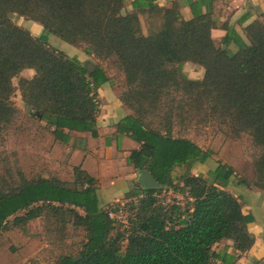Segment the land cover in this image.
Wrapping results in <instances>:
<instances>
[{"label": "trees", "instance_id": "1", "mask_svg": "<svg viewBox=\"0 0 264 264\" xmlns=\"http://www.w3.org/2000/svg\"><path fill=\"white\" fill-rule=\"evenodd\" d=\"M130 5L129 10L126 0H0V136L18 114L15 90L25 112L44 121L54 139L67 143L73 131L97 136L96 90L111 75L100 63L89 74L86 63L49 44L53 34L121 73L119 98L131 114L117 130L139 145L127 163L148 170L163 187L133 193L142 196L130 205L135 216L123 231L99 203L96 179L79 166L69 184L9 173L10 182L0 177V231L38 218L60 229H83L77 254L60 255L55 264H235L254 243L252 217L226 186L235 177L239 185L264 191V12L244 28L246 42L232 52L213 41L210 31L218 23L211 12L185 19L177 0ZM15 14L39 22L42 33L35 37L17 26ZM222 26L227 34L221 43L237 42ZM186 62L203 67L202 77L187 76ZM24 69L34 73L19 77L15 86L12 79ZM192 123L215 124L235 138L249 134L259 149L253 177L238 176L220 162L205 176L192 173L212 155L183 134ZM168 189L182 200L163 203L159 194ZM223 240L232 241V253L213 249Z\"/></svg>", "mask_w": 264, "mask_h": 264}, {"label": "rangeland", "instance_id": "2", "mask_svg": "<svg viewBox=\"0 0 264 264\" xmlns=\"http://www.w3.org/2000/svg\"><path fill=\"white\" fill-rule=\"evenodd\" d=\"M12 20L17 26L28 29L31 34H40V30L33 29L30 22L23 16L15 14ZM49 42L57 48H62L61 44L63 43L67 44L57 37L51 38ZM67 51L84 57V63H100L107 68L112 79L104 91H114L118 95L120 94L123 90V76L112 69L108 62L99 61L92 56L83 54L82 45L75 48L69 47ZM191 67L184 71L185 74L191 75L189 77L194 79L201 78L203 73L200 68L197 66L199 69H196L193 64ZM31 73L33 72L30 70H24L12 79L13 84L17 86L19 77H29L32 75ZM12 99L18 107V114L13 125L4 130L0 136V177L6 182H10L8 174H17L18 171H21L30 179L38 176L57 177L69 184L73 178V166L70 162L63 165L61 160L63 150L66 147H63L59 141L53 140L46 125L25 112L19 90L14 91ZM178 128L176 127L175 131ZM227 132L215 124L203 125L200 123H192L188 130L184 131L185 136L202 149L212 153L205 163L193 167L192 173L205 176L208 169L220 162L231 165L238 176L253 177L252 163L254 157L259 153L258 147L247 133H242L235 138ZM81 137L83 136L81 135ZM134 175V178L137 179L136 170H134ZM172 175L178 177V168ZM98 184L100 183L97 179L96 186ZM140 187L135 180L133 183L135 189H128L124 195L118 196L103 205L126 203L130 199L127 209L123 207L120 213L121 218L130 221L135 216L134 211L129 210L130 205L139 200L133 193ZM159 198L162 199L163 203L169 205L174 200H182L181 195L174 193L171 189L161 192ZM117 227L123 231L130 229V225L124 226L120 223ZM83 237L84 230L81 228H75L70 224L66 229H60L56 224L50 226L43 218L34 219L20 227L7 224V227L0 231V264H55L60 255L75 256Z\"/></svg>", "mask_w": 264, "mask_h": 264}, {"label": "crops", "instance_id": "3", "mask_svg": "<svg viewBox=\"0 0 264 264\" xmlns=\"http://www.w3.org/2000/svg\"><path fill=\"white\" fill-rule=\"evenodd\" d=\"M130 1L126 0V7L129 10L131 9ZM170 1L155 0L160 6H167ZM177 1L181 5L180 11L185 19L191 18L196 13H213L218 26L211 29V37L215 44L225 45L221 43V40L227 34V30L222 26L224 24L228 28L229 35L235 36L237 39V42L232 40L229 44L225 45V48H228L232 52L238 48L237 44L246 42L244 28L254 19L259 18L260 13L264 12V0ZM27 21L30 22V26L33 29L40 30V34L42 33V25L39 22ZM39 35L33 36L36 37ZM54 37L57 36L50 34L48 36V42ZM61 47L58 49L67 55L75 56L80 61H84V57L67 51L69 47L75 48L76 46L63 43ZM83 54L86 53L83 51ZM191 64L193 63L186 62L183 65V71L192 68ZM92 65L93 71L95 69L94 63ZM193 65L196 69L200 68L202 73L204 72L203 67L196 64ZM24 70H30L34 73L32 69ZM33 73L31 74L33 75ZM108 84L109 82H105L96 90L100 107L96 117V137H92L89 132L73 131L70 133V140L65 143L54 139L49 133L54 141H59L63 144V147H66L63 150V156L61 158L63 165L70 162L73 167L79 166L96 180L98 179L100 184H98L99 186L97 185V195L101 205L116 199L118 196L124 195L128 192V189H135L133 188V183L137 180L134 178L135 169L127 163V158L132 150L139 147L126 133H121L117 130L118 122L131 114V111L123 105L116 92L104 91ZM40 122L45 124L44 121L40 120ZM85 137H87L86 140ZM54 162L56 161L54 160ZM226 189L239 198L242 212L252 217L248 223V230L254 236V243L249 250L237 258L235 264H264V191L239 185L235 177L231 178ZM225 247L227 253L233 252L231 240H223L222 242L216 243L213 249L222 251Z\"/></svg>", "mask_w": 264, "mask_h": 264}, {"label": "water", "instance_id": "4", "mask_svg": "<svg viewBox=\"0 0 264 264\" xmlns=\"http://www.w3.org/2000/svg\"><path fill=\"white\" fill-rule=\"evenodd\" d=\"M122 14H125V9L123 8L121 10ZM225 48V45L222 46ZM88 73L92 71L93 65L91 63H86L85 65ZM37 115H40V111L36 112ZM137 183L139 186H141L143 189H154V188H161L163 187L156 178L146 169H137ZM80 256H78L79 258Z\"/></svg>", "mask_w": 264, "mask_h": 264}, {"label": "built area", "instance_id": "5", "mask_svg": "<svg viewBox=\"0 0 264 264\" xmlns=\"http://www.w3.org/2000/svg\"><path fill=\"white\" fill-rule=\"evenodd\" d=\"M96 102H97V100H96ZM135 196L140 198L142 196V194H138ZM129 201H130V199H128V201L126 203H121V204L109 203V204L103 206V210L105 211V213L108 215L109 218L113 219L117 223H120V224H123L124 226H127L130 224L129 219L121 218L120 213H121L123 207H124V209H127L126 207H127V204Z\"/></svg>", "mask_w": 264, "mask_h": 264}]
</instances>
